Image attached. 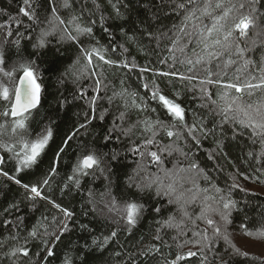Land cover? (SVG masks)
Instances as JSON below:
<instances>
[{
  "label": "snow or ice",
  "instance_id": "obj_1",
  "mask_svg": "<svg viewBox=\"0 0 264 264\" xmlns=\"http://www.w3.org/2000/svg\"><path fill=\"white\" fill-rule=\"evenodd\" d=\"M75 2L46 0L45 6V0H23L24 6L20 7L19 13L27 18V24L0 9V14L8 15V21L17 25L14 30L8 21L0 23V176L24 190V200L30 203L31 211H36L39 201H45L56 210L51 215L41 213L27 230V235L21 236L25 217L19 215L20 204L13 202L4 208L3 214L13 216V219L0 221V226L8 231V236L0 237V264L5 261L23 264L22 257L28 258L30 264H36L31 258L33 255L39 257L40 251L33 252V242H38L37 247L45 253L38 264H46L54 255L56 243L70 231L69 221L75 212L58 203L48 192L52 189V178L58 174L61 156L69 142L81 134V129L87 134L93 120L103 121L109 112L105 108L97 115V104L101 100H107L110 106L115 107L104 141L107 144L114 140H127V151L138 158L135 160L136 168L124 180L126 190L135 189V192L128 191L120 196L113 192L115 171L112 164L119 162V154L115 150L105 153L80 142V151L60 191L80 190L86 178L93 182L103 178L106 181L103 191L92 187L85 190L86 204L95 217L115 226L108 234L93 237L91 245L85 243L84 250L90 251L93 245L102 250L114 239L119 242L118 232L130 235L146 213H151L160 217L154 220L152 242L142 244L135 253H127L126 264H190L192 258H198L199 264H231L225 255L242 256L264 264V258L250 256L235 244L229 243L223 253L218 248L219 241H230L228 228L234 222L233 213L244 211L239 206L240 202L232 198L233 191L251 192L238 182L237 177L247 180L249 176L237 169L229 177L232 182L221 187L201 166L196 155L202 141L210 135L221 139L215 141L216 149L209 151L208 159L214 160L223 153V139L228 138L227 126L231 139L243 138L251 145H259L258 151L247 152V158L255 161L257 167L254 171L264 172V0H170L174 5L173 12L182 14L180 23L173 24L168 32H160L159 36L152 31L147 32L150 39L167 38L170 41L167 48L170 55L159 60L160 64L168 66L169 71L141 67L134 60L130 61L125 55L128 49L112 42L114 35L98 0H92L91 9L82 4L79 11L74 8ZM108 3L116 19H126L121 7L127 8L128 5L123 4V0H108ZM61 8L68 10L67 18L60 14ZM41 10L47 13L46 26L40 29L31 44L32 52L25 54L21 41L25 38L31 40L32 26L42 22ZM86 12L88 19L84 18ZM97 26L108 34L109 44L103 45L96 38L94 29ZM119 28L129 41L136 40L134 34L127 35L123 25ZM57 33L60 36L57 43L70 41L78 49L79 55L70 66L75 69L71 75L72 82L76 84L72 100L84 101L87 111L83 113L84 121L64 137L47 173L35 182H25L22 174L39 165L53 138L55 121L49 120L45 124L43 118L38 119L42 94L46 90L40 60L42 50L51 43L48 38ZM13 49L14 59L10 60L8 53ZM257 49H260L258 59ZM59 51L57 48L56 52ZM169 60L172 63L169 64ZM177 64L183 71L176 67ZM103 65L126 69L129 73L138 69L141 74L151 73L153 78L139 77L143 95L121 80L119 91L114 89L112 95L102 96L101 92H106L109 87L104 82L107 78ZM68 75L66 70L58 83L63 85ZM156 76L174 78L182 83L186 81L188 90L199 94L202 103L198 107L206 111H193L189 121V110L180 102V93L169 96L163 92L155 80ZM83 79L92 81L88 88L80 85ZM213 88L219 89L215 98ZM257 94L260 95L256 100H245L246 96L251 98ZM71 102L62 94L58 100L61 108ZM132 113L136 114L134 121ZM160 113L168 119H162ZM161 134L167 137L168 143L159 139ZM173 156L176 159L169 168L166 161ZM10 163L12 168L8 169ZM151 168L155 171H150ZM255 179L264 183L259 176ZM252 194L255 195L254 192ZM143 195L156 201L154 206L149 207L141 198ZM160 201L174 206L175 211L162 217L165 204ZM193 205L199 208L198 212L190 211ZM197 221L206 227L199 228ZM81 227L88 228L87 225ZM239 228L246 236L264 242V221L250 225L245 216ZM169 231L175 232L171 243L165 238ZM186 247L188 250L184 251ZM165 248L169 249L167 253L163 251ZM87 251L78 257L81 264H87ZM64 264H74V261L66 255Z\"/></svg>",
  "mask_w": 264,
  "mask_h": 264
},
{
  "label": "trees",
  "instance_id": "obj_2",
  "mask_svg": "<svg viewBox=\"0 0 264 264\" xmlns=\"http://www.w3.org/2000/svg\"><path fill=\"white\" fill-rule=\"evenodd\" d=\"M59 2L60 0H58V3ZM98 2L101 4L103 14L108 18V26L111 28L114 35V41L112 42L117 45H123L128 49L125 55L130 61L134 60V62L141 67H156L162 71H169L168 66L160 64L159 60L170 55L167 51V48L170 47V41L167 38L150 39L147 36V32L152 31L159 36L160 32H168L173 24L180 23L182 14L173 12L172 9L174 5L170 3V0H123V4L128 5L127 8L121 7V12L126 19L115 18L114 11L108 3V0H98ZM82 4L88 9L92 8V0H76L74 8L79 11ZM22 6H24L23 0H0V9H3L8 15L23 19L27 24L29 23L27 18L19 13V9ZM60 14L67 18L69 12L61 8ZM8 15L0 14V23L8 21ZM39 15L42 22L38 26H32L34 31L31 32V40L25 38L21 41L25 54L32 52L31 44L35 42L40 29L46 26L44 21L46 20L47 13L41 10ZM84 18L88 19L87 12ZM8 22L12 29L15 30L17 25L11 21ZM205 22L207 23L208 21L206 20ZM120 25H123L126 29L127 35L134 34L136 40L129 41L127 36L120 32ZM20 31L23 32L24 28L21 27ZM94 32L101 44L107 45L110 43L108 34L105 33L101 27L97 26ZM48 39L51 41L49 47L41 52L40 68L46 90L42 94V106L38 119L43 118L45 124L48 123L49 120L55 121L53 124V138L49 142V146L45 150V153L42 155L39 165L29 172L22 174L25 182H35L47 173L51 161L64 137L84 121L83 113L87 111V105L84 101L72 100V96L76 92V84L72 82L73 77L71 75V72L75 71V69L70 68V66L73 65V61L76 60L79 55L76 45L70 41L57 43L60 39L59 33L50 36ZM84 39L86 40V38ZM57 48L60 50L59 53L56 52ZM14 51L13 49L12 52L8 53L10 60L14 59L12 54ZM259 54L260 49H257V59ZM170 63H172L171 60H169V64ZM76 67L79 66L77 65ZM176 67L183 71V68H181L179 64H177ZM66 70L69 72V75L64 78L65 83L61 85L58 83V80ZM103 70L104 76L107 78L104 82L107 83L109 87L106 92H101L102 96L112 95L114 89L119 91L121 88V80H124L125 84L130 89L137 90L143 95L144 89L140 86L141 80L139 77L143 75L146 80H151L153 78L151 73L141 74L138 69L129 73L126 69L110 68L107 65H103ZM231 74L232 72L229 70V75ZM155 80L157 84H159L161 90L169 96H173L176 92L180 93V102L189 110V121L192 119L193 111L197 113H204L206 111L198 107V105L202 103L199 99V94L189 91V85L186 81L182 83L177 79L161 76H156ZM79 83L82 87L88 88L92 81L83 79ZM212 91L215 98V94L219 89L213 88ZM61 94L72 101L63 108H61L58 103ZM91 94V91H89V95ZM259 95L260 94H257V96L251 98L246 96L245 100L249 102L254 101ZM117 103H119V101H117ZM152 106L155 107L154 102H152ZM105 108H108L109 112L105 115L103 121L99 119L93 120L89 125L87 134H84V130L81 129V134L69 142V147L66 148L61 156L58 174L52 178L53 185L48 194L58 203L74 211L75 216L69 221L70 231L66 232L64 236L61 237V240L56 243L54 255L48 258L46 264H64L66 255L72 258L74 264H81V260L78 257L84 255L85 251H87L84 250L83 247L85 243L91 245L93 237L100 236L101 234L106 235L115 227L106 222L103 218L95 217L89 211L90 206L86 204L87 194L85 190L88 187H92L97 191H103L106 183L103 178L97 179L94 182L86 178L82 182L80 190L73 188L70 192L65 190L64 193H61L60 191V188L66 181L67 175L71 173V167L75 162L77 153L80 151V142L90 147L98 148L101 152L105 153H111V151L115 150L119 154V162H113L112 164L115 171V176H113L115 182L113 192L118 196L125 195L128 191L135 192V189L126 190L124 180L126 179V175L130 174L132 169L136 168L135 160L138 158L132 157L127 151L129 146L127 140H114L107 144L104 141L103 137L107 133V129L111 126L115 113L114 106H110L107 100H101L98 101L97 104V115L103 112ZM152 115L155 116V114ZM160 115L162 119H168L163 113H160ZM131 119L133 121L136 119L135 113H132ZM209 126H211V123H209ZM33 127L39 130L36 125H33ZM225 131L228 138L223 139V153L217 155L214 160L208 159L209 151L216 149L215 141L221 139L219 136L213 137L210 135L206 140L202 141V147L196 154L197 159L201 163V166L208 171L213 180L221 187H224L226 183L232 182L229 177L231 174L236 173L237 169H239L240 172H244L249 176V179L245 180L242 176H239L237 177L238 182L245 188L250 189L251 192L245 193L238 189L233 191L232 198L240 202L239 206L243 208L244 211L233 213L234 222L228 228L230 241L228 243L223 240L219 241L218 248L219 251L223 253L224 249L229 247V243L235 244L236 247L240 248L242 251H247L250 256H260L264 258V242L256 241L253 237L246 236L239 228L245 216L248 217L250 225H258L259 222L264 221V183H260L255 179L259 176L260 180H264V172L254 171L257 167L255 161L248 160L247 158V152L250 150L258 151L259 145H251L243 138L231 139V131L227 126H225ZM133 138L135 139V137ZM159 139L164 143H168L167 137L163 134H161ZM136 142L139 143V140ZM175 159V156L169 157L168 161L171 162L166 161V166L169 168L172 167V162H175ZM7 167L11 169V163L8 164ZM150 171H155V168H151ZM200 183L203 185L204 181L201 180ZM253 192L255 195L252 194ZM141 198L144 199L149 207L154 206L156 203V201L150 199L147 195H143ZM13 202L20 204L21 211L19 215L25 217L24 228L20 232L21 236L27 235V230L30 229L36 219L40 217L41 213L51 215L56 211L45 201H39L36 211H31L30 203L24 200V190L13 182L0 176V221H3L5 218L13 219V216L3 214V209ZM160 203L165 204L161 212L162 217H167L171 212L175 211L174 206L166 205L165 201H160ZM190 211L195 213L199 211V208L193 205L190 207ZM159 218L160 217H156L154 214L146 213L145 218L132 230L130 235L123 231L118 232L119 242L114 239L102 250H97L93 245L91 250L87 251V264H126L128 260L127 253H135L142 247V244L152 242V235L155 229L154 220ZM197 224L201 229L206 227V225L199 221H197ZM81 225H87V230L83 229ZM188 227H192L191 223H189ZM173 235H175L174 231H169L166 234L165 238L169 243H171V236ZM189 235H191V233H189ZM6 236H8V231H6L3 226H0V237ZM142 237L143 241L141 243ZM242 239H246V241L242 242ZM37 243L38 242H33L31 244L33 252L40 251L39 257L33 255L31 258V261L36 262V264L42 261L45 255V253L37 247ZM188 247L191 246L189 245ZM188 247H186L184 251H187ZM163 251L167 253L169 249L165 248ZM172 251H175V249ZM117 252L120 253L119 256L116 255ZM224 258L229 259L231 264H258V261H252L242 256L229 257L225 255ZM21 260L23 264H30L28 258L22 257ZM4 264H11V261H5ZM182 264H184V262H182ZM190 264H199V259L192 258Z\"/></svg>",
  "mask_w": 264,
  "mask_h": 264
},
{
  "label": "rangeland",
  "instance_id": "obj_3",
  "mask_svg": "<svg viewBox=\"0 0 264 264\" xmlns=\"http://www.w3.org/2000/svg\"><path fill=\"white\" fill-rule=\"evenodd\" d=\"M246 241V239H242V242H245ZM250 242V241H249ZM251 243V242H250ZM262 245V244H261ZM263 246V245H262Z\"/></svg>",
  "mask_w": 264,
  "mask_h": 264
}]
</instances>
